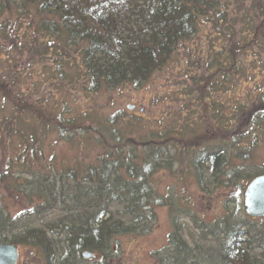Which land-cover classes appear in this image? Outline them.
<instances>
[{
    "label": "trees",
    "instance_id": "1",
    "mask_svg": "<svg viewBox=\"0 0 264 264\" xmlns=\"http://www.w3.org/2000/svg\"><path fill=\"white\" fill-rule=\"evenodd\" d=\"M201 29L209 30L208 40L196 72L180 88L205 85L227 92L231 84L237 91L230 115L222 105L207 108L209 124L237 134L221 143L191 144L199 127L182 123L183 116L139 134L138 120L121 123L118 114L84 125L86 115L75 116L64 103L50 106L49 114H57L51 122L50 116L29 112L21 86L15 91L4 83L9 72L0 78V146L11 151L0 163V189L19 204L11 214L0 195V243L31 249L41 264H106L117 236L148 234L156 207L182 212L175 195H159L151 187L156 172L191 175L201 194L228 186L241 192L247 185L242 181L259 176L248 165L264 145V83L255 92L240 88L255 83L256 71L264 68V0H0V43L11 42L17 56L30 48L34 65L57 68L58 87L86 94L140 88L177 63ZM70 128H82L80 134L91 135L101 150L91 161L56 168L43 143L52 132L70 138ZM53 210L59 218L35 225ZM186 217L202 233L201 242L185 241L176 216L157 264H264L262 219H237L230 212L208 223L196 214ZM208 238L216 244L206 245ZM86 252L93 258L84 259Z\"/></svg>",
    "mask_w": 264,
    "mask_h": 264
},
{
    "label": "rangeland",
    "instance_id": "2",
    "mask_svg": "<svg viewBox=\"0 0 264 264\" xmlns=\"http://www.w3.org/2000/svg\"><path fill=\"white\" fill-rule=\"evenodd\" d=\"M208 34H210L208 29L204 32L201 29V32L187 45L186 51L182 53L181 59L177 63H171L167 69H163L164 71L155 75L140 88L125 86L114 91L100 90L95 94H86L76 88H60L56 85L58 83V77L56 76L58 71L57 68L53 69L54 65L48 66L49 68L45 71L42 68L44 63L39 66L34 65L30 48H26L24 54L17 56L10 49L11 42L0 43V78L3 79L4 75L9 72V77H7V81L4 78V83L10 84L15 91L21 86L19 95L23 96V101L26 107H29V112L34 115H44V117L50 116L51 122L54 121L52 119L57 114H49L52 111L50 106L58 105L61 107L64 103V108L75 116L79 115L78 117L82 118V115H86L84 116V125H89L95 120L105 121L107 118H111L112 115L118 114L119 118H122L121 123H133L138 120L139 127L136 129V133L139 134L159 131L171 125V123H178L183 116L185 121L182 123L186 122V125L197 123L199 127V136L192 140L191 144L201 146L204 142L211 140H216L214 143H221L237 134L234 130L223 133L217 127L209 124L205 118V116L207 117V108L208 105L212 108L222 105L226 107L225 111L230 115L231 102H233L237 91L229 88L231 84L226 85L227 92L222 88L205 87V85H203L204 89L192 84L184 90L180 88V84L184 82V79L190 78L196 72L197 62L204 50L202 49L205 45L204 42L208 40ZM211 37L215 43L219 41L215 33H212ZM200 46L201 48H199ZM255 74V83H251L248 87H240L243 89L244 94L249 90L255 92L254 86L264 83V68L261 69V72L256 71ZM17 79L21 82L11 85L10 82H16ZM210 88L214 89L212 97L207 94ZM189 93H192L193 96L188 100L186 98H188ZM202 94H204L203 97ZM58 106L56 107L57 112ZM128 106L131 109H128ZM250 118L251 114L246 113L244 117L246 127ZM82 128L79 133L76 129L73 131L70 128V138L69 136L58 137V132H52L46 137L42 150L46 157L52 155L56 168L66 165L71 166L75 161L83 163L91 161L100 152V146L92 142L93 137L91 135L80 134V131H83ZM16 145L17 141L14 140V146ZM6 147L0 146V163L11 152L7 151ZM248 168L253 171L252 173L262 174V170L264 171V145L254 151ZM247 182L242 181L243 187L246 184L248 185ZM150 185L159 195H165L169 192L175 195L177 202L180 200L179 206L182 205L183 207L182 212L176 214L171 212L167 206L156 207L154 209L155 219L148 234L143 236L132 234L117 236L112 244L114 247L111 248L114 256L111 254L106 264H157L158 257L156 255L165 253V248L169 246V235L174 230L173 220L176 216L178 223L182 225L179 231L190 246L194 245L193 240L197 238L201 242L202 233L195 226L193 220L186 216L196 214L208 223L220 219L224 214L230 212L237 219L247 217L256 222L260 219L264 221V216L253 218L246 215L243 207V192L245 189L237 192L232 190L231 186H228L215 189L211 195L201 194L191 175L183 178L161 170L156 172L154 178L150 180ZM0 195H3L1 205L8 212L14 214L19 204L5 190L0 189ZM234 198H236V202H234ZM189 200L191 205L188 204ZM59 217L60 211L53 210L37 221L35 225L46 227ZM63 238L64 236L61 234L56 236L55 239L62 240ZM209 244L215 245L216 242L212 243L211 239L208 238L206 245ZM88 262L90 260L86 261V263ZM16 264H41V262L31 249L18 247V261Z\"/></svg>",
    "mask_w": 264,
    "mask_h": 264
},
{
    "label": "water",
    "instance_id": "3",
    "mask_svg": "<svg viewBox=\"0 0 264 264\" xmlns=\"http://www.w3.org/2000/svg\"><path fill=\"white\" fill-rule=\"evenodd\" d=\"M131 109V107H127ZM243 207L246 215L250 217L264 216V174L252 179L243 192ZM84 259H92L90 253L82 254ZM18 261V248L14 244L0 243V264H16Z\"/></svg>",
    "mask_w": 264,
    "mask_h": 264
}]
</instances>
